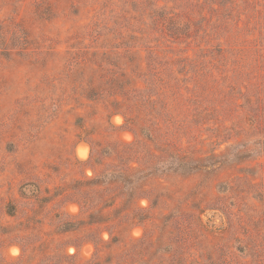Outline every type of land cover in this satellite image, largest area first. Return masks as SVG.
Masks as SVG:
<instances>
[{"label": "rangeland", "instance_id": "374dc122", "mask_svg": "<svg viewBox=\"0 0 264 264\" xmlns=\"http://www.w3.org/2000/svg\"><path fill=\"white\" fill-rule=\"evenodd\" d=\"M0 264H264V0H0Z\"/></svg>", "mask_w": 264, "mask_h": 264}]
</instances>
